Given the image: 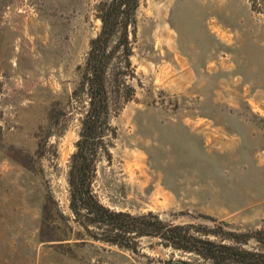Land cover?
Wrapping results in <instances>:
<instances>
[{
    "label": "rangeland",
    "instance_id": "obj_1",
    "mask_svg": "<svg viewBox=\"0 0 264 264\" xmlns=\"http://www.w3.org/2000/svg\"><path fill=\"white\" fill-rule=\"evenodd\" d=\"M99 1L0 0V264H208L157 237L121 249L73 220L66 173L87 108L79 84L101 27ZM257 7L140 0L132 95L110 102L97 145L93 189L102 204L194 232L264 228Z\"/></svg>",
    "mask_w": 264,
    "mask_h": 264
},
{
    "label": "trees",
    "instance_id": "obj_2",
    "mask_svg": "<svg viewBox=\"0 0 264 264\" xmlns=\"http://www.w3.org/2000/svg\"><path fill=\"white\" fill-rule=\"evenodd\" d=\"M252 2L264 13V0ZM139 3L140 0H100L96 4L101 27L90 41L79 84L88 98L87 108L80 118L79 139L66 173L73 220L93 239L121 249L136 250L138 238L148 236L190 252L208 264H264V228L226 231L222 235L216 229L194 232L195 225L167 222L151 211L131 214L110 208L94 192L97 145L103 139V126L108 124L110 102H125L132 95L127 79L133 73L131 55ZM113 59L118 60L115 63ZM127 241H134L133 246Z\"/></svg>",
    "mask_w": 264,
    "mask_h": 264
}]
</instances>
